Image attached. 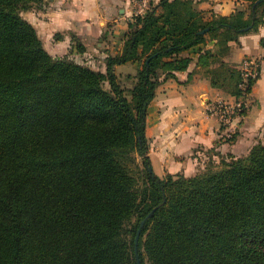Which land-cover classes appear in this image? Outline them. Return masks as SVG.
Returning <instances> with one entry per match:
<instances>
[{
  "label": "trees",
  "instance_id": "16d2710c",
  "mask_svg": "<svg viewBox=\"0 0 264 264\" xmlns=\"http://www.w3.org/2000/svg\"><path fill=\"white\" fill-rule=\"evenodd\" d=\"M33 1L0 0V264H138L143 220L142 264H264V135L164 177L146 136L163 75L194 54L214 87L243 95L241 63L224 57L264 23V0L206 19L194 0L151 2L104 71L53 56L23 16ZM138 60L126 88L116 66Z\"/></svg>",
  "mask_w": 264,
  "mask_h": 264
},
{
  "label": "crops",
  "instance_id": "0c3cea01",
  "mask_svg": "<svg viewBox=\"0 0 264 264\" xmlns=\"http://www.w3.org/2000/svg\"><path fill=\"white\" fill-rule=\"evenodd\" d=\"M27 10L24 17L37 29L47 50L57 55L69 47L76 61L105 70V58L120 53L129 22L136 14L138 0H49ZM160 0H151L155 4ZM207 12L228 15L245 7L244 0H194ZM56 37V38H55ZM49 41L50 48L47 47ZM215 40L206 48H214ZM231 54L224 59L240 64L246 57L259 60L260 76L251 91V103L231 125L221 123L210 106L220 100L237 98L214 87L199 63V55L184 70L163 75L150 104L146 122L149 156L154 171L193 175L206 154L237 156L246 154L264 135V23L256 30L240 34L230 41ZM132 64L116 66L120 72ZM231 138H234L231 140Z\"/></svg>",
  "mask_w": 264,
  "mask_h": 264
},
{
  "label": "built area",
  "instance_id": "2783aa9c",
  "mask_svg": "<svg viewBox=\"0 0 264 264\" xmlns=\"http://www.w3.org/2000/svg\"><path fill=\"white\" fill-rule=\"evenodd\" d=\"M151 6V0H138L136 14L145 12ZM243 74V82L241 88L244 90L243 95L237 98L234 102H226L223 100L217 101L210 106V110L215 113L221 123L231 125L233 118L241 116L251 103V91L247 88L249 85V77L258 79L260 76V65L258 58L246 57L241 62Z\"/></svg>",
  "mask_w": 264,
  "mask_h": 264
},
{
  "label": "rangeland",
  "instance_id": "374dc122",
  "mask_svg": "<svg viewBox=\"0 0 264 264\" xmlns=\"http://www.w3.org/2000/svg\"><path fill=\"white\" fill-rule=\"evenodd\" d=\"M42 3H44V4L46 3L47 5H50L49 4L50 3L49 0H42L41 2L33 1L32 9L38 8L39 6H41ZM24 12H23V15L25 14ZM145 12H143V13H145ZM46 43H47V47L50 48L51 47L50 46L51 43L49 41H47ZM58 51L59 52H58L57 55H53V54L52 55L55 56V57H61V56H64V55L69 56V47L67 49H59ZM130 63H132V64H129L128 67H126L125 69L121 70L120 72L119 71L117 72V74H118L122 84L124 85V87L129 88V89L133 88V86H134V83L136 81L135 75L137 74L139 68H141L143 66V60H140V61L138 60V61H134V62H130ZM127 94H128V98L130 100H133L134 95L131 92H127ZM220 159H221V157L219 155L215 156L213 154V152L210 153V154L209 153L206 154L204 156V160L201 161V163L199 164L196 173L199 172L200 170L204 169L205 167H207V165H209L210 160H213L216 163H218L220 161ZM178 173H181V172H178ZM166 175H164V176H166ZM164 176H162V177H164ZM188 176H192V175H188Z\"/></svg>",
  "mask_w": 264,
  "mask_h": 264
},
{
  "label": "water",
  "instance_id": "95a60500",
  "mask_svg": "<svg viewBox=\"0 0 264 264\" xmlns=\"http://www.w3.org/2000/svg\"><path fill=\"white\" fill-rule=\"evenodd\" d=\"M257 2H258V1H257ZM257 2H256V3H257ZM256 3H255V4H256ZM150 214H151V213H150ZM144 223H145V220H143V221L141 222V225H140V227H139V229H138V231H137V235H136V238H135V251H136L137 263H138V264H142L141 259H140V256H139L138 244H139V238H140V234H141V231H142V228H143Z\"/></svg>",
  "mask_w": 264,
  "mask_h": 264
}]
</instances>
